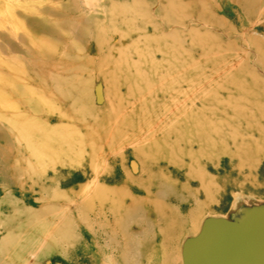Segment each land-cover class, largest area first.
Returning <instances> with one entry per match:
<instances>
[{
	"label": "rangeland",
	"instance_id": "374dc122",
	"mask_svg": "<svg viewBox=\"0 0 264 264\" xmlns=\"http://www.w3.org/2000/svg\"><path fill=\"white\" fill-rule=\"evenodd\" d=\"M249 200L264 0H0V264H182Z\"/></svg>",
	"mask_w": 264,
	"mask_h": 264
},
{
	"label": "water",
	"instance_id": "95a60500",
	"mask_svg": "<svg viewBox=\"0 0 264 264\" xmlns=\"http://www.w3.org/2000/svg\"><path fill=\"white\" fill-rule=\"evenodd\" d=\"M242 212L236 220H203L181 247L182 264H264V204Z\"/></svg>",
	"mask_w": 264,
	"mask_h": 264
},
{
	"label": "bare ground",
	"instance_id": "6f19581e",
	"mask_svg": "<svg viewBox=\"0 0 264 264\" xmlns=\"http://www.w3.org/2000/svg\"><path fill=\"white\" fill-rule=\"evenodd\" d=\"M79 1H81V4L83 6L90 7V3L93 2L94 0H79ZM21 121H22V119H21ZM24 123H23V125L20 124V126L17 129H16V126L14 128L16 129V133L19 136V138L26 140V139H29L30 138V135L32 134V131L30 130L32 125H30V124L27 125L26 123L25 124ZM35 154L38 155L37 154V150H35ZM262 204H264V201L249 200L247 202H242V201L241 202H238L236 204V206L234 207V209H233V211H237V213L234 214L232 216V218H234L235 220L237 218H239V216L243 213L241 211V214H240V210L242 209V206L243 207H252L253 205H257L258 206V205H262Z\"/></svg>",
	"mask_w": 264,
	"mask_h": 264
}]
</instances>
